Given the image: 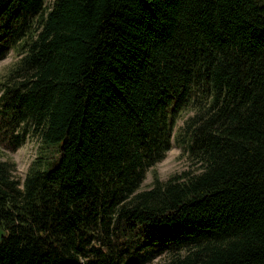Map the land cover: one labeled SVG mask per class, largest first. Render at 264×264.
Returning <instances> with one entry per match:
<instances>
[{
	"label": "trees",
	"instance_id": "trees-1",
	"mask_svg": "<svg viewBox=\"0 0 264 264\" xmlns=\"http://www.w3.org/2000/svg\"><path fill=\"white\" fill-rule=\"evenodd\" d=\"M46 3V4H45ZM0 264H264V0H0ZM185 121L199 168L140 189Z\"/></svg>",
	"mask_w": 264,
	"mask_h": 264
},
{
	"label": "rangeland",
	"instance_id": "rangeland-1",
	"mask_svg": "<svg viewBox=\"0 0 264 264\" xmlns=\"http://www.w3.org/2000/svg\"><path fill=\"white\" fill-rule=\"evenodd\" d=\"M47 2L48 0H44ZM46 4V3H45ZM22 41L16 43L10 48L6 55L0 59V84H2L9 75L12 67L19 58V47ZM193 95L189 104L183 109L175 121L172 133L170 148L165 152L163 158L155 164L146 169L145 176L140 184V189L149 188L154 178L158 181H165L169 176L181 171H188L190 173L198 172L199 168L195 164L193 158L185 150V143L183 140L187 139L184 131L185 121L195 115V113L202 112L207 105V98L201 97L198 93ZM23 127L27 128L21 143L14 149H9L0 141V160H8L13 163L11 168L12 177L21 178L28 167L36 160L37 156H43L51 159L56 156V148L52 145L41 147V139L39 135L32 130L33 123L30 119L21 124L17 131L19 132ZM172 255L171 252H164L159 256L153 258L145 264H165Z\"/></svg>",
	"mask_w": 264,
	"mask_h": 264
},
{
	"label": "water",
	"instance_id": "water-1",
	"mask_svg": "<svg viewBox=\"0 0 264 264\" xmlns=\"http://www.w3.org/2000/svg\"><path fill=\"white\" fill-rule=\"evenodd\" d=\"M5 234V231L3 229L0 228V239L1 237Z\"/></svg>",
	"mask_w": 264,
	"mask_h": 264
}]
</instances>
